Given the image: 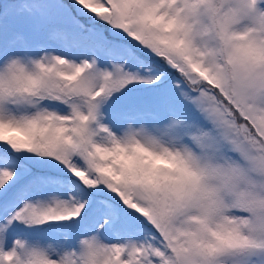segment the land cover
I'll list each match as a JSON object with an SVG mask.
<instances>
[{"label":"snow or ice","instance_id":"1","mask_svg":"<svg viewBox=\"0 0 264 264\" xmlns=\"http://www.w3.org/2000/svg\"><path fill=\"white\" fill-rule=\"evenodd\" d=\"M0 264H264V0H0Z\"/></svg>","mask_w":264,"mask_h":264}]
</instances>
